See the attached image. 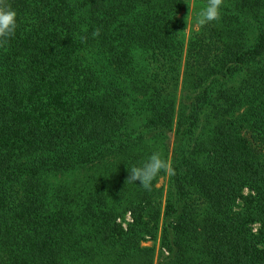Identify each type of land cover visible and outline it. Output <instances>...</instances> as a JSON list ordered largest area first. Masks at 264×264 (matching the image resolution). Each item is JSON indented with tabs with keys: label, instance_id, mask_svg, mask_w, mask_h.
I'll list each match as a JSON object with an SVG mask.
<instances>
[{
	"label": "trees",
	"instance_id": "trees-1",
	"mask_svg": "<svg viewBox=\"0 0 264 264\" xmlns=\"http://www.w3.org/2000/svg\"><path fill=\"white\" fill-rule=\"evenodd\" d=\"M182 1L8 0L0 264H264V0L186 44Z\"/></svg>",
	"mask_w": 264,
	"mask_h": 264
},
{
	"label": "clouds",
	"instance_id": "clouds-1",
	"mask_svg": "<svg viewBox=\"0 0 264 264\" xmlns=\"http://www.w3.org/2000/svg\"><path fill=\"white\" fill-rule=\"evenodd\" d=\"M222 4L223 0H206L204 7L196 16V25L203 27L212 21H218L221 16L220 8ZM16 28V11L8 0H0V47L5 46L15 35ZM99 34V28L92 33L93 37H97ZM161 171L174 174L170 162L164 159L161 153L153 152L139 166L133 165L128 169V177L125 182L135 183L139 181L140 187L151 191L152 181Z\"/></svg>",
	"mask_w": 264,
	"mask_h": 264
},
{
	"label": "rangeland",
	"instance_id": "rangeland-1",
	"mask_svg": "<svg viewBox=\"0 0 264 264\" xmlns=\"http://www.w3.org/2000/svg\"><path fill=\"white\" fill-rule=\"evenodd\" d=\"M201 9L202 8H201L200 4L196 3L194 0H183L182 1L181 8L178 12V17L182 23V30L180 32L181 33L180 37H181V40L184 44H186V42H187L189 36L192 34V32H195L200 28V26L196 25L195 20H196L197 14L199 13V11ZM182 71H183V69H182ZM182 75H181V77H182ZM178 89L179 90L181 89L180 84L178 86ZM155 187L157 189L162 188L163 193H165L166 187H167V174L165 176H161L158 179V181L155 184ZM129 220H130L129 217L127 216L126 221H129ZM142 245L143 246H154V248H155V262H154V264H156L157 256L159 255V252L161 251L159 240L156 239L155 242L146 241V242L142 243Z\"/></svg>",
	"mask_w": 264,
	"mask_h": 264
}]
</instances>
